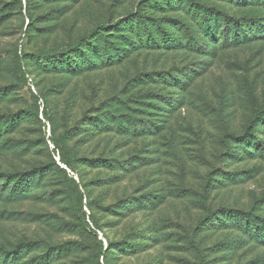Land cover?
<instances>
[{"label":"rangeland","instance_id":"1","mask_svg":"<svg viewBox=\"0 0 264 264\" xmlns=\"http://www.w3.org/2000/svg\"><path fill=\"white\" fill-rule=\"evenodd\" d=\"M8 3L0 264H264V0Z\"/></svg>","mask_w":264,"mask_h":264},{"label":"trees","instance_id":"2","mask_svg":"<svg viewBox=\"0 0 264 264\" xmlns=\"http://www.w3.org/2000/svg\"><path fill=\"white\" fill-rule=\"evenodd\" d=\"M26 1L31 2V0H26ZM48 1H51V0H48ZM55 1H59V0H55ZM60 1H77V0H60ZM11 10H13V4L12 3H8L7 5H4L0 9L1 12L11 11ZM133 15L135 16V14H133ZM112 27L115 28L116 24H111V25L103 26V27L99 26V29L108 30V29H110ZM97 33H98V31L96 29H92V30H90V32L88 34L83 35L84 37L81 38L79 43H77V44H68L64 48H67L68 52H72L74 49L78 50L77 46H79V44L82 43V41H84L85 38H87L89 36L94 37ZM64 48H62V49H64ZM4 132L5 131L3 130V128L0 127V137L3 135ZM0 141H1V138H0ZM67 157H70L73 161L75 160L73 158V156L68 155ZM64 158H65V156H64ZM64 158L62 157L61 159L64 161V164L67 165V162H65L67 160H64ZM42 173H43V171H41V170H33V171H24L23 173L22 172L21 173H17V174H15V176L12 175L13 177L6 175V177H7L6 190L8 188H11L12 190L16 191V193L18 191H23L24 192V191H26L25 189H28L29 187L32 186V183H34L35 181L39 180L42 177V175H43ZM64 173L67 175L69 181L71 182V184L73 186L78 185L77 182H76L77 180L75 178L70 177L66 170L64 171ZM25 184H27L26 187L24 186ZM17 244L18 245H14L11 248L12 249L11 253L16 254V255H18L19 252L21 250H23V248L34 246V242L30 241V240L23 241V242H20V243H17ZM104 250H105V246H104V244L102 242L101 252H103Z\"/></svg>","mask_w":264,"mask_h":264}]
</instances>
